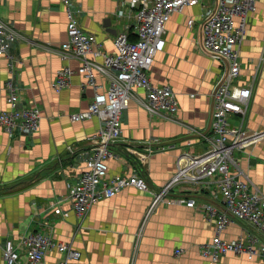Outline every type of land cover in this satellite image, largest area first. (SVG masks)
<instances>
[{"label": "crops", "instance_id": "crops-1", "mask_svg": "<svg viewBox=\"0 0 264 264\" xmlns=\"http://www.w3.org/2000/svg\"><path fill=\"white\" fill-rule=\"evenodd\" d=\"M73 6L79 12L81 27L97 37L106 53H113L114 38L128 15L124 0H73ZM119 13L124 18L120 19ZM202 13V7H195L173 15L165 49L156 56L149 72L154 85L169 86L176 93L181 123L150 117L133 101L122 116V137L112 149L117 157L108 162L109 177L137 174L158 192L176 174L182 151L199 154L207 150L205 136L212 132V93L226 66L199 49ZM0 18L23 37L12 48L17 61L12 77L22 104L37 106L42 113L40 129L34 135L9 136L0 127V264H5V241L13 240L20 246L23 237L36 232L78 250L82 258L71 264H210L200 247L214 237V224L186 205H160L149 214L153 196L126 188L92 207L84 220L77 216L69 190L86 170L87 139L98 131L99 121L70 120L71 114L89 107L95 91L83 87L79 61H63L50 51L67 39L66 9L60 0H0ZM191 18L196 21L193 28L188 25ZM241 57L239 84L249 83L256 67L261 66L246 126L253 132L264 131V0H257V10L249 16ZM64 67L75 74L70 87L57 93L53 83ZM11 75L7 60L0 56V113L8 109L6 83ZM98 82L108 88L105 79L99 77ZM136 93L146 95L143 90ZM230 121L236 125L239 117L234 115ZM184 125L200 134H190ZM149 141L174 144L176 149L149 157L143 149ZM128 145L138 149V157L126 152ZM235 158L264 192V139L237 151ZM215 190L214 186L207 189L184 183L175 187L172 196L198 195L211 200ZM246 230L250 232L246 223L236 222L223 237L235 241L246 237ZM177 250L182 254L177 255ZM22 256L26 261L24 253ZM61 259L57 251H51L44 264H59ZM217 264L264 261L229 254Z\"/></svg>", "mask_w": 264, "mask_h": 264}, {"label": "built area", "instance_id": "built-area-1", "mask_svg": "<svg viewBox=\"0 0 264 264\" xmlns=\"http://www.w3.org/2000/svg\"><path fill=\"white\" fill-rule=\"evenodd\" d=\"M60 1L66 9L67 39L50 51L63 61H79L78 73L85 79L83 87L95 91L89 107L71 114L70 120L73 123L99 121L98 131L87 139L86 170L69 190V200L77 216L84 220L99 202L117 196L126 188H135L153 196L149 214L160 205H186L214 224V237L200 247L202 257L210 264H217L229 254L264 261V192L235 158L237 151L249 149L264 139V131L253 132L246 126L261 66L256 67L249 83L239 84L243 72L242 45L249 16L257 10V0H124L128 15L114 38L113 53H106L97 37L81 27L73 0ZM195 7L203 9L199 24L200 51L222 60L226 66L212 93V132L205 136L209 145L207 150L199 154L182 151L176 174L158 192H153L147 181L137 174L109 177L108 162L117 157L112 149L122 137V116L133 101L150 117L181 123L176 93L169 86L154 85L149 72L156 56L165 49L167 27L173 15ZM118 17L124 18L123 13ZM195 24L193 18L188 20L190 28ZM131 37L135 39L131 40ZM22 38L12 25L0 18V56L7 60L12 73L6 83L8 109L0 113V127L9 136L34 135L40 129L42 118L39 107L22 104L20 89L12 77L17 63L12 48ZM74 74L70 67L61 69L53 89L60 93L69 88ZM99 77L107 81V89L98 82ZM137 90L145 91V97H140ZM234 115L239 117L236 125L230 121ZM184 127L190 134H200L193 127ZM143 149L150 157L174 150L176 145L149 141ZM68 150L74 152L73 147ZM126 152L137 157L140 154L130 145ZM146 161H142L143 164ZM184 183L207 189L214 186L213 199L202 200L198 195L172 196L175 187ZM216 199H219L218 203ZM236 222L246 223L250 232L246 230V237L235 241L224 239L228 227ZM51 251L62 256L59 264H71L82 258L71 244L37 232L23 237L20 246L13 240L5 241L3 258L5 264H44ZM182 252L177 250L176 254ZM23 253L26 261L22 259Z\"/></svg>", "mask_w": 264, "mask_h": 264}, {"label": "water", "instance_id": "water-1", "mask_svg": "<svg viewBox=\"0 0 264 264\" xmlns=\"http://www.w3.org/2000/svg\"><path fill=\"white\" fill-rule=\"evenodd\" d=\"M107 23H109L107 26H110V23H111V22H110L109 20L107 21Z\"/></svg>", "mask_w": 264, "mask_h": 264}, {"label": "trees", "instance_id": "trees-1", "mask_svg": "<svg viewBox=\"0 0 264 264\" xmlns=\"http://www.w3.org/2000/svg\"><path fill=\"white\" fill-rule=\"evenodd\" d=\"M132 38H133V37H131V40H133Z\"/></svg>", "mask_w": 264, "mask_h": 264}]
</instances>
